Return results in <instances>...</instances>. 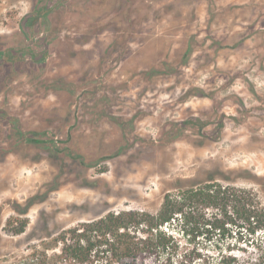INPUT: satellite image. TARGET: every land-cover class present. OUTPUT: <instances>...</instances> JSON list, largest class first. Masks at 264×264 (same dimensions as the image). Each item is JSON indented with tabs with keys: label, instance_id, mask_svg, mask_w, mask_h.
<instances>
[{
	"label": "rangeland",
	"instance_id": "374dc122",
	"mask_svg": "<svg viewBox=\"0 0 264 264\" xmlns=\"http://www.w3.org/2000/svg\"><path fill=\"white\" fill-rule=\"evenodd\" d=\"M0 50L22 56L0 62L1 263L25 253L39 217L70 226L103 208L154 212L177 179L207 171L228 174L264 204V0H0ZM190 116L209 128L219 122L221 134L188 128L168 138ZM35 129L70 132L87 157L125 152L86 173L60 172L24 142ZM57 172L60 186L37 200ZM10 218L28 221L26 232L11 235ZM173 233L176 261L218 264L224 253L253 264L251 245L233 237Z\"/></svg>",
	"mask_w": 264,
	"mask_h": 264
},
{
	"label": "trees",
	"instance_id": "16d2710c",
	"mask_svg": "<svg viewBox=\"0 0 264 264\" xmlns=\"http://www.w3.org/2000/svg\"><path fill=\"white\" fill-rule=\"evenodd\" d=\"M5 51L0 50V62L6 65L22 59ZM189 53L188 48L184 55ZM169 66L171 71L176 69ZM111 120L126 130L127 122L120 117H111ZM176 124L177 129L165 133L171 140L181 136L178 131L188 128H196L201 136L212 139L222 132L219 122L209 128V121L196 116ZM21 136L25 143L38 149L40 156L53 160L60 172L69 168V171L78 170L79 174L86 173L89 168L125 152V147L120 145L111 153L87 157L73 150L75 138L70 132L63 139L47 129L23 132ZM60 172L54 175L42 196L33 195L18 212L25 214L36 198L43 200L47 192L56 190L60 186ZM87 178L86 174L82 175V184L91 186L94 181ZM172 188L173 191L164 194L154 212L139 208H103L70 226L54 225L39 217L29 229V233L38 231L39 235L26 240L25 253L11 263L0 264H187L185 257L181 261L174 260L179 246L174 228L193 238L203 235L217 242L233 237L251 245L248 258L253 264H264V204L253 189L238 186L226 173L213 171H207L204 178L177 179ZM40 213L46 212L41 210ZM8 222L13 236L27 230L26 220L10 218ZM33 240L36 243H32ZM241 248L246 252L245 247ZM235 259L236 256L222 253L218 264H233Z\"/></svg>",
	"mask_w": 264,
	"mask_h": 264
},
{
	"label": "flooded vegetation",
	"instance_id": "af4514ba",
	"mask_svg": "<svg viewBox=\"0 0 264 264\" xmlns=\"http://www.w3.org/2000/svg\"><path fill=\"white\" fill-rule=\"evenodd\" d=\"M42 6H43V5L36 7V11H35V13L31 16L32 19H33V18H36V19H37V18L41 17V16H40V12H41ZM46 8H47V7H46ZM31 55H32V54H31Z\"/></svg>",
	"mask_w": 264,
	"mask_h": 264
}]
</instances>
